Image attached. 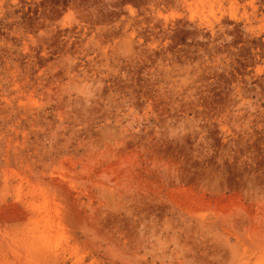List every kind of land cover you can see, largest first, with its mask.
I'll return each mask as SVG.
<instances>
[{
	"label": "rangeland",
	"instance_id": "rangeland-1",
	"mask_svg": "<svg viewBox=\"0 0 264 264\" xmlns=\"http://www.w3.org/2000/svg\"><path fill=\"white\" fill-rule=\"evenodd\" d=\"M0 264H264V0H0Z\"/></svg>",
	"mask_w": 264,
	"mask_h": 264
}]
</instances>
